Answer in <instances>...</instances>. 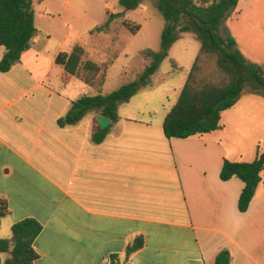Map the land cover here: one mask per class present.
Segmentation results:
<instances>
[{"label":"crops","instance_id":"obj_1","mask_svg":"<svg viewBox=\"0 0 264 264\" xmlns=\"http://www.w3.org/2000/svg\"><path fill=\"white\" fill-rule=\"evenodd\" d=\"M224 27L247 60L264 68V0H240ZM76 45L46 60L38 31L21 61L0 71V200L9 211H0V240L34 219L43 227L37 264H110L114 255L127 264H214L224 249L231 264H264V173L245 213L238 209L244 183L220 178L225 160L252 162L264 144V98L243 93L222 113L220 130L187 139L165 136L175 103L157 118L147 106L148 119L119 106V120L95 144L98 114L59 124L72 102L107 95L57 64ZM81 46L91 56L109 48ZM5 53L0 47V62ZM137 237L144 247L126 259ZM7 257L0 254V264Z\"/></svg>","mask_w":264,"mask_h":264},{"label":"trees","instance_id":"obj_2","mask_svg":"<svg viewBox=\"0 0 264 264\" xmlns=\"http://www.w3.org/2000/svg\"><path fill=\"white\" fill-rule=\"evenodd\" d=\"M36 0H0V47L6 53L0 62V71L9 72L21 61L38 33L35 24ZM143 0H120V6L127 11L137 10ZM240 0H157L155 8L161 13L165 25L161 35V50L145 49L139 56L148 62L136 80L125 82L111 93L101 92L85 95L72 102L68 113L60 118L62 127L75 126L90 114H98L115 123L119 120L118 107L129 102L142 89L152 84L154 75L169 56V50L182 33H193L200 43V52L189 71L177 102L169 110L163 129L168 139H187L208 134L222 128V113L233 108L245 92L264 98V68L247 60L240 50L236 39L224 27L225 22L236 10ZM123 13L118 14L122 17ZM110 16L96 31H107L111 23ZM123 25L137 34L140 26L127 21ZM202 56L216 57L221 83H215L200 77L199 62ZM64 71L85 84L95 87L103 75L107 77L111 65L96 63L86 59L85 49L76 45L70 53H60L56 59ZM172 76L180 75L182 65L176 59H170ZM110 127L97 129L92 140L102 143ZM264 173V149L259 147L252 162H231L225 160L220 178L227 182L238 178L244 188L238 201L241 213L248 211ZM0 211L9 213L6 202L0 200ZM42 225L34 219H26L12 227L10 239L0 240V254H8L4 264H37L39 255L34 242L42 232ZM143 237H137L126 250V259L144 247ZM229 250H221L214 264H231ZM110 264H127L121 257L114 255Z\"/></svg>","mask_w":264,"mask_h":264},{"label":"rangeland","instance_id":"obj_3","mask_svg":"<svg viewBox=\"0 0 264 264\" xmlns=\"http://www.w3.org/2000/svg\"><path fill=\"white\" fill-rule=\"evenodd\" d=\"M119 1L36 0L34 5L35 24L45 45L46 60L51 59L64 45L76 42L80 46L83 43L88 47L93 43H101L109 47L98 56H91L93 51L89 47L86 55L89 60H103V67L111 65L108 77L103 75L96 85L98 89L104 88L105 94L111 93L125 82L137 79L148 64L139 53L145 49L161 50V35L165 25L161 13L155 8L157 0H143L141 6L134 11L123 9ZM120 13H123L122 17H118ZM110 16L109 29L96 31L95 28L103 25ZM123 21L133 26L139 25L141 29L137 34H132L123 25ZM92 28L94 29L91 30ZM199 52L200 43L196 36L193 33H182L169 50L168 58L154 75L153 85L135 95L129 103L120 104L121 114L127 109L128 115L148 119L153 116L144 111L147 106L157 108L153 118L164 114L176 103ZM171 58L179 61L183 67L180 75L175 77L171 74ZM199 66L202 79L215 83L223 81V76L217 69L216 57L202 56ZM77 84L83 86L79 82ZM261 147L264 149V144Z\"/></svg>","mask_w":264,"mask_h":264},{"label":"water","instance_id":"obj_4","mask_svg":"<svg viewBox=\"0 0 264 264\" xmlns=\"http://www.w3.org/2000/svg\"><path fill=\"white\" fill-rule=\"evenodd\" d=\"M95 119L98 122V124L102 130L109 128V126L111 125V121L108 118H105L101 115H97L95 117Z\"/></svg>","mask_w":264,"mask_h":264}]
</instances>
